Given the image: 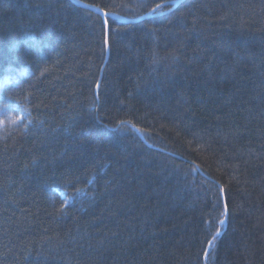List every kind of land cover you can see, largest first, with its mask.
<instances>
[{"label":"trees","instance_id":"obj_1","mask_svg":"<svg viewBox=\"0 0 264 264\" xmlns=\"http://www.w3.org/2000/svg\"><path fill=\"white\" fill-rule=\"evenodd\" d=\"M79 1L0 0V264H264V0Z\"/></svg>","mask_w":264,"mask_h":264},{"label":"rangeland","instance_id":"obj_2","mask_svg":"<svg viewBox=\"0 0 264 264\" xmlns=\"http://www.w3.org/2000/svg\"><path fill=\"white\" fill-rule=\"evenodd\" d=\"M6 80L5 78L3 77L1 80H0V87L3 83H5ZM7 107H4L0 109V121L2 120V118H4V116L7 117L8 120H11V121H22V119H24L25 117V111L22 110V109H16L15 110V115L14 116H10L7 114V110H6ZM62 196L63 198H65L67 201H70V198L67 196L66 193H62Z\"/></svg>","mask_w":264,"mask_h":264},{"label":"water","instance_id":"obj_3","mask_svg":"<svg viewBox=\"0 0 264 264\" xmlns=\"http://www.w3.org/2000/svg\"><path fill=\"white\" fill-rule=\"evenodd\" d=\"M72 1L74 2V0H72ZM181 2H182V0H177L173 4L176 6V5H179ZM75 3H76V5H78V6L82 7V8L92 9L93 11L100 13L102 16H107L108 15V16L114 18V19H117V20L119 19V20H121L123 22L138 21L139 20V19H131V18L126 19V18L121 17L119 15L117 16V15H114V14H111V13H108V12L105 13L99 7H93V6L88 5L86 3L84 4V3L80 2L79 0H75Z\"/></svg>","mask_w":264,"mask_h":264},{"label":"snow or ice","instance_id":"obj_4","mask_svg":"<svg viewBox=\"0 0 264 264\" xmlns=\"http://www.w3.org/2000/svg\"><path fill=\"white\" fill-rule=\"evenodd\" d=\"M74 2H75V0H74ZM161 7V5H157L156 6V9H153V12H155L157 9H159ZM25 40H34V38L33 37H25ZM107 43H108V40H107V37H106V39H105V44L107 45ZM221 223H223V221H221ZM210 244H211V241L209 242Z\"/></svg>","mask_w":264,"mask_h":264}]
</instances>
